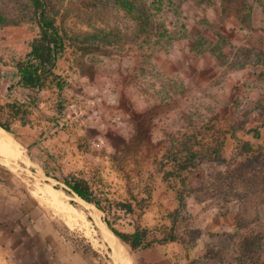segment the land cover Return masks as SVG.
<instances>
[{
  "label": "rangeland",
  "instance_id": "rangeland-1",
  "mask_svg": "<svg viewBox=\"0 0 264 264\" xmlns=\"http://www.w3.org/2000/svg\"><path fill=\"white\" fill-rule=\"evenodd\" d=\"M46 3L48 16L65 38L62 58L72 60L77 69L43 89H17L15 66L40 30L30 0H0V87L7 92L0 94V123L10 129L21 151L8 164L0 156L1 171L19 173L24 179L20 189L34 196L42 218L82 243L92 257H103L89 220L95 218L92 208L55 189L59 183L45 175L41 161L90 184L100 202L105 193H132L131 203L140 213L161 187L163 175L170 177L173 161L194 156L193 168L177 178L178 183L171 182L181 191V204L179 197L176 201L183 208L182 214L175 213L182 245L177 264H264L263 159L244 157L237 163L245 177V198L243 219L236 228L203 234L187 211L190 195H228L217 184L223 173L222 124L235 130L264 117V0H246L238 16L221 0ZM140 56L141 76L147 77L146 97L141 100L143 81L141 91L139 80L135 86L133 80L129 83L130 77L139 76V68L131 71L130 62ZM250 70L257 78L250 83L233 78L236 72ZM81 76L88 80L86 91ZM57 83L63 85L62 93L41 95L48 86L58 88ZM76 159L83 162L77 173L69 170ZM196 177L201 181L195 186ZM112 201L118 210L131 213L116 198ZM58 207L70 212L78 225L68 226L55 211ZM104 207L107 221L122 217Z\"/></svg>",
  "mask_w": 264,
  "mask_h": 264
},
{
  "label": "crops",
  "instance_id": "crops-1",
  "mask_svg": "<svg viewBox=\"0 0 264 264\" xmlns=\"http://www.w3.org/2000/svg\"><path fill=\"white\" fill-rule=\"evenodd\" d=\"M129 66L131 71H136V68H139V76L130 77L129 83L133 80L132 84L135 86L137 80H139L141 91L143 81L145 92L143 95L140 93L139 98L141 100L142 97H146L145 83L147 81L146 76H141V56L139 61L134 60L130 62ZM143 68L145 72V64H143ZM75 69L77 68L73 61L67 60L63 56V58L59 59L54 74L56 77H65ZM235 76L239 79L242 78V81L243 79L244 81L247 80L248 83L257 79L253 70L247 73L244 71L236 72L233 78ZM79 81L83 85V90L86 91L85 83L88 81L87 78L81 76ZM187 81H190V77H187ZM192 83L195 84V80H192ZM16 87L19 90L25 89L19 86L18 81ZM61 91L51 85L44 89L41 95L60 94L63 92ZM6 93L0 87L1 96H5ZM191 93L195 94V90H192ZM262 93L263 91L259 95ZM189 94L190 92L188 97ZM237 95L241 99L243 98V94L237 93ZM140 108H142L141 103ZM222 126L221 132L223 134L219 138L221 145L219 149L223 159V173L217 184L222 185L228 191V195L223 198L214 196L206 199H199L196 195H190L188 198L192 200L187 207V211L193 217L195 227L201 229L203 234L214 229L219 230L222 228L226 230L238 226L244 214V193L242 190L245 177L244 174L239 173L241 171L238 172L237 163L242 159L244 160V157L264 160V117L259 118L250 126H243L239 129L236 127L235 130H231L230 126L232 125L228 123L222 124ZM70 167V171L74 170L77 173L83 168V162L80 159H76ZM192 168L193 165L187 171ZM233 169L236 171L231 174ZM183 173L177 174L174 166L170 177L167 178L166 174H164L163 178H161L162 182H160L161 187L153 195H150L149 206H146L140 213H137V209L131 203L132 193L129 195L127 191H121L117 195L105 193V199H103L105 201L104 203L102 202L103 207L106 204L112 208V213L122 216L116 218L113 222L109 221L119 232L132 234L139 228L148 232V241L163 240L167 236L172 235L176 237L172 242L155 244L147 249L132 252L118 237V239L115 238L116 236L109 229L106 223V218H110L107 214V209L104 207L105 210L102 211L95 205L85 202L95 214V218L91 216L92 221H90V224L98 234V239L95 241L98 243L97 248H101V251L98 252L107 260L106 264H177V262H181L180 252L182 251V245L176 233L179 218L175 217V213L179 211L182 214L183 212V208L180 209L181 206L176 201L179 197L181 204L182 198L180 197L181 191L179 187H171V182L178 183L179 180L177 178L180 179ZM27 175L29 176V174ZM21 180L24 181L19 173L2 172L0 168V264H101L103 257L100 255L92 257L85 251L82 243L71 238L56 223L42 218L40 213L42 211L36 205L35 200L32 199L33 197L31 198L28 193V195L24 194L20 189ZM194 180L195 186L198 181H201L198 177L194 178ZM94 195L96 196V193ZM112 197L116 198L117 203L120 202L130 207L131 211L128 212L131 213L126 214L124 211L118 210L117 204L112 201ZM82 202L84 203V201ZM87 242L89 241L87 240ZM111 242H117L120 246L115 244L118 250L114 248ZM104 247L107 249L109 259L105 255Z\"/></svg>",
  "mask_w": 264,
  "mask_h": 264
},
{
  "label": "trees",
  "instance_id": "trees-1",
  "mask_svg": "<svg viewBox=\"0 0 264 264\" xmlns=\"http://www.w3.org/2000/svg\"><path fill=\"white\" fill-rule=\"evenodd\" d=\"M221 1L223 5L235 9L237 11V16L243 11L246 5V0ZM30 8L33 10L40 33L38 38L30 44V51L26 54L24 59L16 64L15 68L17 70V76L19 78L18 84L20 87L39 90L56 81L57 77L54 74V70L65 50V38L54 20L47 14L46 0H30ZM57 86L59 89L63 88L62 84L57 83ZM0 128L11 133L10 129L1 123ZM193 158L194 157L182 159L180 162L177 160L173 161L176 167V173L180 174L191 168L193 165ZM51 160L53 161L52 158ZM222 160L221 162H223ZM41 162L45 175L59 183V185L55 186V189L63 190L68 195H74L86 203L95 205L102 211L105 210L102 202L94 195L92 189L89 187L90 185L84 180H79L75 177H67L62 169L51 167L46 159ZM61 184L65 187H61ZM125 207L128 211H131L130 207ZM89 220L92 221L91 218ZM106 223L112 233L128 246L132 252L147 249L155 244L172 242L176 239V237L169 235L163 240L148 241V232L144 229L138 228L134 233L126 234L115 229L109 221L106 220Z\"/></svg>",
  "mask_w": 264,
  "mask_h": 264
},
{
  "label": "bare ground",
  "instance_id": "bare-ground-1",
  "mask_svg": "<svg viewBox=\"0 0 264 264\" xmlns=\"http://www.w3.org/2000/svg\"><path fill=\"white\" fill-rule=\"evenodd\" d=\"M15 154H17L18 157H20L21 155V151L17 150V148L15 147V140L12 139V137L8 134V132H6L4 129L0 128V156L4 157L3 163L8 164L11 163V161L9 159H11L13 156H15ZM24 157V156H23ZM6 159V160H5ZM48 191V189H47ZM35 193V192H34ZM52 196V195H51ZM34 197V196H33ZM39 197V196H38ZM41 198V197H40ZM53 198H55L53 196ZM52 198V199H53ZM50 199V198H49ZM48 199V200H49ZM59 201V200H58ZM57 202V201H56ZM55 202V203H56ZM46 203V202H45ZM85 203V202H84ZM47 205V204H46ZM49 206V205H48ZM47 206V207H48ZM53 206V205H52ZM50 208H54L51 207ZM53 210V209H52ZM75 210V209H73ZM55 211L59 212L61 217L67 222L68 226H75L78 225V221L76 218H74L72 215H70V212H67L64 209H61L58 207V209H55ZM105 230V229H104ZM87 233L89 234V232L87 231ZM107 234V232H106ZM112 235V234H111ZM113 237H115L114 235H112ZM112 238V237H111ZM117 238V237H115ZM118 239V238H117ZM109 241V240H108ZM116 241V240H115ZM114 245V248L116 250H118V248L116 247L115 244L111 242ZM118 245V244H117ZM119 246V245H118ZM120 247V246H119ZM121 249V248H120ZM122 250V249H121ZM117 253V252H116ZM116 256V255H115ZM129 264V263H128Z\"/></svg>",
  "mask_w": 264,
  "mask_h": 264
}]
</instances>
